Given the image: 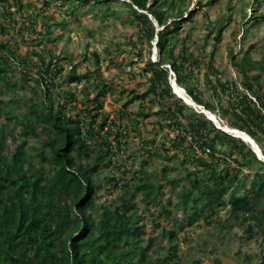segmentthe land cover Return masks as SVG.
<instances>
[{"label": "trees", "instance_id": "trees-1", "mask_svg": "<svg viewBox=\"0 0 264 264\" xmlns=\"http://www.w3.org/2000/svg\"><path fill=\"white\" fill-rule=\"evenodd\" d=\"M124 2L44 1L38 15L43 20L41 31L48 39V49L42 53L32 50L34 57H21L20 42L26 40H15L11 30L18 25L22 38L25 30L30 37V33L36 32L37 20L28 14L19 23L13 10L24 7L22 0H0V35L5 40L0 42V99L8 98L0 100V264H153L150 250L155 240L149 237L148 243L142 245L145 223L141 218L142 212L138 214L137 211L135 199L138 194L147 212L150 207L154 208L150 215L172 246L167 256L155 258L154 264H179L177 245L174 244L179 228L183 229L184 225L192 227L199 221L203 226L215 221L221 225L223 220L218 213L222 207H228L227 216L236 226L245 231L257 228L264 232V161L258 159L252 148L240 138L217 129L203 113L179 99L172 92L169 69L165 65L171 67L177 84L185 88L197 104L219 116L229 127L247 133L259 145L263 156L264 84L260 83V77L264 74V66L261 62L252 63L247 53L241 62H234L243 77L241 85L244 90L217 79L216 85L210 88L212 99H206L192 79L202 67L207 68L209 74L219 75L214 65L215 49L209 56L199 50L196 56L185 45L176 50L174 41L178 34L180 36L184 20L175 19L168 24L171 12L176 10L175 15L182 19L186 9L172 3L164 10L166 0H152V4L149 0ZM55 3L61 8L69 5L64 13L75 19L96 7L101 10V7H106L105 14L119 11L122 7L128 9L130 18L126 22L137 24L138 40L141 43L144 40L148 45L144 73L140 75L148 77L149 86L143 93L132 91L131 99L124 106L152 94L160 105L159 113L165 119L164 124L158 123L159 127L168 130L166 138L169 145L163 144V152L172 153L169 159L176 158L184 172L181 179L170 177L169 173L175 170L166 166L161 171L160 183L153 179L143 180L142 171L134 172L130 179L125 180L115 176L104 177L102 181L111 184L116 191L123 189L124 193L114 210L103 207V217L99 222L93 218L100 186L94 177L99 176L103 168L113 165L117 153L120 155L126 150L124 138L128 134L126 126L117 119L110 121L116 126L115 131H104L108 114L105 113L99 121L98 113L92 114L93 110L102 109L105 94L112 93L115 84L97 86L100 90L95 97H91L87 86H84V99L88 97L84 110L85 116L90 118L88 125L78 115L65 114L66 105L61 99L70 103L76 97V90L69 88L58 92L55 80L61 78L67 69V78L61 82L64 85L80 84L88 75H78L77 66L70 70L68 56L56 55L53 46L49 45L55 40L53 27L62 26L50 12ZM140 10L151 14L162 29L157 30L149 16ZM194 15L190 13L191 17ZM262 17L257 11L253 20L256 22ZM156 36L158 60L154 62L150 53ZM221 39L219 33L216 43ZM137 55L142 57L141 52ZM115 60L113 57L111 61ZM94 62L96 67L101 64L98 54H94ZM16 68L20 71L19 80L15 77ZM27 86L32 87V96L17 95ZM38 86L42 88L38 89ZM124 92L120 91V95L123 96ZM39 93H43V98L33 97ZM21 104H27L28 108L25 105L26 108L21 106L22 109L16 111L12 107ZM55 104L59 105L58 109H55ZM70 109L76 111L77 107L71 106ZM84 130L86 139L82 137ZM172 131L176 134L170 138ZM189 133L196 136L201 148L204 145L209 147L211 154L204 156L191 153L190 149L189 152L183 151L182 146H185ZM8 140L18 144L10 149ZM31 140L37 141L38 145H32ZM154 143L155 139L146 142L149 145ZM146 150L152 153L149 148ZM180 154L183 159L179 161ZM90 157H94L92 162L88 161ZM254 165L261 166L263 171L254 172ZM180 182L186 186L179 194L176 206L171 200L164 203L163 187L168 185L175 190ZM179 213L185 216L183 224L179 223L182 221ZM159 218L175 220L172 229L163 228L157 222Z\"/></svg>", "mask_w": 264, "mask_h": 264}, {"label": "rangeland", "instance_id": "rangeland-1", "mask_svg": "<svg viewBox=\"0 0 264 264\" xmlns=\"http://www.w3.org/2000/svg\"><path fill=\"white\" fill-rule=\"evenodd\" d=\"M44 1L46 0H22L24 7L22 9L15 7L13 10L17 14L19 23L26 19L23 16L32 14L38 24L36 32L30 33V37L27 36L28 32L25 30L22 38V35L18 33L20 29L18 25L16 29L11 30L10 34L15 40L18 39L19 42L26 40L25 43L20 42L21 57H34L31 53L32 50L42 53L47 48L48 39L44 38L41 31L43 20L38 15L44 7ZM120 1L130 3L129 0ZM166 2L164 10L170 8L172 3L177 4L181 9H186L182 19L177 18L176 10L174 13H170L168 19V24L175 19L184 20L182 31H179L180 36L178 34V39L174 41L176 50L185 45L190 52L194 51L196 56L198 50L201 54L209 56L215 49L214 65L218 68L219 75L209 74L207 68L202 67L197 70V75L192 79L196 87L204 93V98L212 99L213 93L210 88L216 85L217 79H220L222 83H229V85L235 84L243 91L244 88L241 85L243 77L234 62H241L249 53L252 63L259 64L261 62L264 66V0H166ZM68 7L69 5H66L61 8L55 3L50 9L51 14H54V18L61 22L62 26L55 25L53 27L52 36L55 40L49 45L53 46L52 49L56 55L68 56L70 59L68 66H77L78 75H88V78L83 79L80 84L64 85L61 82L67 78V69L62 73L61 78L55 80L58 92L69 88L76 90V97L70 103L61 99L66 105L65 114L67 116L78 115L88 125L90 118L84 114L85 101L88 98L84 99V86H87L88 94L95 97L105 83L115 84L113 92L105 94L102 109L93 110L92 114L98 113L97 121L101 120L105 113L108 114V122H112L114 119L119 120L126 126V134H128L124 138L126 150L120 155L117 153V156L113 158V165L107 169L103 168L102 173L94 177L100 186L97 190L98 197L95 201L93 218L99 222L103 217V207L114 210L120 204V197L124 193L123 189L117 191L112 189L111 184L102 181L104 177L115 176L125 180L130 179L134 172L142 171L143 180L153 179L156 180V183H160L161 171L166 166H171L175 170L169 173L170 177H183L184 172L182 167L176 163V158L169 159L172 153L165 154L163 152L165 149L163 144L169 145V140L166 138L168 130L159 127V124H164L165 119L159 113L160 105L152 94H147L144 100L136 99L126 107L124 106L131 99L132 91L142 92L149 86L148 77H141L149 53L148 45L144 40L142 43L138 40L137 30L139 28L137 24L126 22L130 18L128 9L122 7L119 11L105 14L106 7H101L102 10L96 7L94 10H89L87 14L78 15V19H75V17L71 18L65 15L64 11ZM257 11H260L263 17L255 22L253 16ZM190 13L195 15L191 17ZM161 29L159 27L157 30ZM219 33H221L222 39L216 43L215 39ZM2 40L5 41L4 36L0 35V42ZM154 43L151 47L150 57L153 61H157L158 53L153 55L155 53ZM138 52L142 53V57H138ZM94 54H98L101 60L98 67L94 62ZM113 57L116 58L114 63L111 61ZM14 71L16 80H19V69L16 68ZM260 83L264 84V74L260 77ZM1 88L2 84H0V90ZM37 88L41 89L42 86ZM122 90H125L123 96L120 95ZM33 94L31 86H27L25 90H20L17 93L19 96L26 95L28 97ZM33 97L43 98V93L35 94ZM3 99L8 98L1 97L0 100ZM25 105L28 108L27 104L12 105V107L17 111ZM71 106H76V111L71 110ZM58 108L59 105L55 104V109ZM191 108L194 109V107ZM198 111L200 112V110ZM216 118L222 126L225 125V121H221L219 116ZM110 126L112 131L116 130L115 125L111 124ZM153 139H155L154 144H146L147 141L150 142ZM30 143L38 145V142L34 140H31ZM17 144L18 142L8 140L10 149L15 148ZM147 148L152 153H148ZM93 158L90 157L88 161L92 162ZM178 158L180 161L183 159V155L180 154ZM258 158L264 161V156ZM259 170L263 171V168L254 165L253 171L258 172ZM128 172L130 173L127 174ZM249 182L250 180H248ZM185 186L184 182H180L177 189L171 190L168 185H165L162 190L164 203L171 200L176 206L179 194H182ZM187 187L189 188V186ZM141 199V195L138 194L135 200L138 204V214L142 212L141 218L145 223L142 245L145 246L148 243L149 237L154 238V245L150 250L151 260L154 264L155 258L166 257L172 246L169 239L163 235L162 229L156 227L153 217L150 215L154 208L150 207V211L147 212ZM173 208L171 206L172 210ZM227 210L228 207L219 209L218 214L222 216L223 220L221 225L215 221L209 226H203L199 221L192 227L184 225L183 229L179 228L177 239L174 241V244L177 245L179 264H264V232L257 228H254L253 231H245L242 227L236 226L233 219L227 216ZM178 215L182 218L179 223L183 224L185 216L182 213ZM154 219L156 218L154 217ZM174 221L157 219V222L166 229H172ZM136 262L137 259L134 263Z\"/></svg>", "mask_w": 264, "mask_h": 264}, {"label": "clouds", "instance_id": "clouds-1", "mask_svg": "<svg viewBox=\"0 0 264 264\" xmlns=\"http://www.w3.org/2000/svg\"><path fill=\"white\" fill-rule=\"evenodd\" d=\"M120 1V0H119ZM129 2H130V0H129ZM149 2L152 4V0H149ZM131 3V2H130ZM140 12L141 13H145V14H147L148 16H149V18H150V20L154 23V25H155V27L158 29L159 28V24H158V22L156 21V19L151 15V14H149L147 11H143V10H140ZM151 16V17H150ZM156 22V23H155ZM157 39H158V37L156 36L155 37V40L152 42V44L154 43V49H155V53H153V55H157ZM153 60V59H152ZM155 62V61H154ZM165 67L166 68H168L169 69V76H170V85H171V88H172V92L179 98V99H181L185 104H187L188 106H190V107H194V109H195V111H197V112H199L198 110H200V113H203L206 117H207V119L208 120H210L213 124H214V126L217 128V129H219V130H221V131H223V132H225V133H228V134H230V135H232V136H234V137H237V138H240L241 140H242V138L241 137H239L238 135H236V133H234V132H229V131H226L225 130V126H228V125H226L225 123V125H221L218 121H217V118H216V114H214V113H212L211 111H209V110H207V109H205V107H203L202 105H199V104H197L192 98H191V96H189L188 95V93H187V96L188 97H190L191 98V100L195 103H193L192 105H194V106H192V105H190L189 103H187L185 100H184V98L183 97H180V96H178L177 94H176V92L174 91V88H173V83H175V84H177V81H176V74L172 71V69H171V67L169 66V65H165ZM72 69V66H70V70ZM56 84V83H55ZM178 85V84H177ZM181 87V86H180ZM183 88V87H182ZM184 90H185V88H183ZM186 91V90H185ZM209 114H211V115H213L214 116V118L215 119H212L210 116H209ZM222 121V120H221ZM107 125H111L110 124V122H108L107 123ZM106 125V126H107ZM112 127L110 126V129H111ZM229 128H231V127H229ZM109 129V130H110ZM234 129V128H233ZM237 130V129H236ZM105 131V130H104ZM242 132V131H241ZM245 133V132H244ZM82 137L84 138V139H86L87 138V134H86V131L84 130L83 131V133H82ZM253 139V138H252ZM254 140V139H253ZM243 141V140H242ZM255 141V140H254ZM244 142V141H243ZM256 142V141H255ZM246 143V142H245ZM246 144H248V143H246ZM249 145V144H248ZM258 145V144H257ZM204 146H206V145H204ZM250 146V145H249ZM259 146V145H258ZM189 149L191 150V146L190 145H188V148L186 147L185 148V150H186V152H189ZM184 151V150H183ZM260 151H261V149H260ZM191 153H192V150H191ZM211 154V153H210ZM261 154H262V152H261ZM204 155V154H203ZM209 155V154H208ZM255 155H256V153H255ZM263 155V154H262ZM204 156H206V155H204ZM257 156V155H256ZM259 157V156H258ZM257 157V158H258ZM263 157V156H262ZM259 159V158H258Z\"/></svg>", "mask_w": 264, "mask_h": 264}, {"label": "bare ground", "instance_id": "bare-ground-1", "mask_svg": "<svg viewBox=\"0 0 264 264\" xmlns=\"http://www.w3.org/2000/svg\"><path fill=\"white\" fill-rule=\"evenodd\" d=\"M173 88H174V91L176 92V94L180 97H183L184 100L186 102H188L190 105H192L193 103L191 102V99L187 96V93L186 91L180 87L179 85L173 83ZM194 106V105H192ZM209 116L212 118V119H215L213 115L209 114ZM226 131H229V132H234L236 134L241 135L245 140L248 141V139H250L254 145L256 146L257 143L247 134V133H244V132H241L240 130H236V129H233V128H229V126H225L224 127ZM258 154L260 155V147L257 145V148H256ZM261 157L263 156L262 154L260 155Z\"/></svg>", "mask_w": 264, "mask_h": 264}, {"label": "built area", "instance_id": "built-area-1", "mask_svg": "<svg viewBox=\"0 0 264 264\" xmlns=\"http://www.w3.org/2000/svg\"><path fill=\"white\" fill-rule=\"evenodd\" d=\"M110 129V126L107 125L105 126L104 130L105 131H108ZM174 134H176L175 131H172L170 133V137H174ZM198 141L196 140V136L194 134H187V141L185 143V146H182V150H185V148L187 147V145H190L191 146V150H192V153L194 152L195 154H198V155H208L211 153V149L207 146H204V147H200L198 145Z\"/></svg>", "mask_w": 264, "mask_h": 264}, {"label": "water", "instance_id": "water-1", "mask_svg": "<svg viewBox=\"0 0 264 264\" xmlns=\"http://www.w3.org/2000/svg\"><path fill=\"white\" fill-rule=\"evenodd\" d=\"M189 98H190V97H189ZM190 99H191V98H190ZM191 102L194 103L192 100H191ZM187 103H188V102H187ZM194 104H195V103H194ZM236 135H238V134H236ZM239 137H241L242 140H243L244 142H246V143H248V144L250 145V147L252 148L253 152L256 153L257 157L261 155V151H260V155H259L258 152H257V150H256L257 145L255 146L254 143H253L250 139H248V141H247V140H245L241 135H239Z\"/></svg>", "mask_w": 264, "mask_h": 264}]
</instances>
